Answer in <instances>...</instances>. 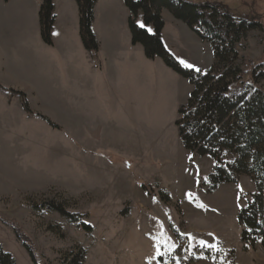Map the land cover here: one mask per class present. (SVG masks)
Masks as SVG:
<instances>
[{"label": "rangeland", "instance_id": "obj_1", "mask_svg": "<svg viewBox=\"0 0 264 264\" xmlns=\"http://www.w3.org/2000/svg\"><path fill=\"white\" fill-rule=\"evenodd\" d=\"M207 1L249 11L242 0ZM96 7L98 52L83 46L76 7L59 9L61 25L52 33L57 43L92 56V75L31 67L28 75L40 84L5 78L19 98L0 100V245L17 264H71L82 252V264H264V246L246 248L238 223L257 191L253 178L210 192L214 160L189 152L179 137L178 108L191 83L133 45L125 0ZM168 15L166 49L183 68L207 73L212 46ZM137 23L144 25L142 13ZM238 52L244 69L246 61L264 62V30L250 32Z\"/></svg>", "mask_w": 264, "mask_h": 264}, {"label": "trees", "instance_id": "obj_2", "mask_svg": "<svg viewBox=\"0 0 264 264\" xmlns=\"http://www.w3.org/2000/svg\"><path fill=\"white\" fill-rule=\"evenodd\" d=\"M75 1L83 46L89 52H98L99 42L92 29L98 0ZM262 4L261 0H242L240 5L249 11L239 14L240 11L235 13L216 1L125 0L131 13L129 29L133 45H141L147 59H162L168 68L191 83L192 92L187 103L178 108L175 125L186 150L214 160L210 192L224 184H237L242 176L252 177L256 184V193L238 214L241 240L246 248L259 242L264 246V62L246 61L247 69H244L238 45L250 32L264 30ZM163 11L212 46L215 62L207 73L183 68L166 49L162 36ZM139 13L143 15L144 28L137 23ZM39 21L43 42L52 46L56 23L54 0H43ZM150 26L153 33L147 29ZM21 97L28 110L25 96ZM229 156L235 159L228 161ZM141 186L147 189L144 184ZM168 197L165 200L169 203ZM52 208L64 218L77 222L62 207L53 205ZM84 228L91 230L88 225ZM16 235L36 262L32 247L18 231ZM84 259L82 252L73 255L69 262L82 264ZM0 264H17L1 245Z\"/></svg>", "mask_w": 264, "mask_h": 264}, {"label": "crops", "instance_id": "obj_3", "mask_svg": "<svg viewBox=\"0 0 264 264\" xmlns=\"http://www.w3.org/2000/svg\"><path fill=\"white\" fill-rule=\"evenodd\" d=\"M100 1L106 0H98L96 6ZM42 2L43 0H0V84L2 86L0 100L3 99L2 101L18 97L16 92H11L17 88L12 87L13 83L5 81V78H14L22 85L26 82L40 84V78L35 79L39 77L38 75L34 77L28 75L31 67L46 68L49 71L54 69L53 67H60L69 77L93 73L92 56L88 58L83 55L82 49L75 52L65 42L57 43L56 39H53V46H48L42 41L39 21ZM54 4L56 13L54 29L61 25L58 21L59 9L62 13H66L63 5L73 9V13L76 7L79 13L75 0H54ZM168 14V12L167 15L162 14L164 20L166 16L169 17ZM16 53L22 54L24 61L19 60ZM19 83L17 85H20Z\"/></svg>", "mask_w": 264, "mask_h": 264}, {"label": "snow or ice", "instance_id": "obj_4", "mask_svg": "<svg viewBox=\"0 0 264 264\" xmlns=\"http://www.w3.org/2000/svg\"><path fill=\"white\" fill-rule=\"evenodd\" d=\"M140 26H141L142 28H144V27H145V25H143V24H141ZM149 31H150V29H149ZM189 67H191V66L189 65Z\"/></svg>", "mask_w": 264, "mask_h": 264}]
</instances>
